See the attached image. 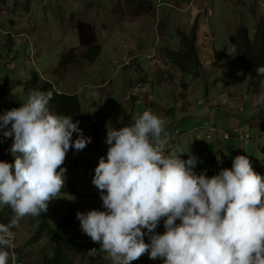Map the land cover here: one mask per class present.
<instances>
[{
	"label": "rangeland",
	"instance_id": "1",
	"mask_svg": "<svg viewBox=\"0 0 264 264\" xmlns=\"http://www.w3.org/2000/svg\"><path fill=\"white\" fill-rule=\"evenodd\" d=\"M139 1L0 0V115L27 101L34 90L27 88L35 74L60 91L79 94L83 101L84 119L79 128L92 142L80 151V158L67 154L62 165L67 170L65 184L76 187L81 195H58L46 212L54 227L60 221L75 220V234L84 233L78 212L104 210L100 190L93 184L95 168L101 157L106 159L109 147L106 139L101 141L102 126L107 137L108 127L130 125L145 110L165 118L168 138L177 143L171 152L183 153L184 160L197 158L195 173L206 171L211 178L231 168L236 156L244 155L254 171L264 176V133L260 134L264 132V86L260 92L249 89L250 77L231 40L242 37L243 27L254 38L258 24L264 21V0H154L153 10ZM191 7L199 9L197 17ZM182 33L199 36L196 48L204 69L201 78L178 69L170 57L187 50ZM91 45L103 47L95 61L80 56L67 70L53 74L72 49L80 55ZM216 53L220 60L215 59ZM211 103L220 107L207 110ZM95 118L101 122L95 124ZM215 124L232 138L223 139L221 131L212 139L195 137L196 130ZM237 128L252 140L247 144L244 138L239 140ZM78 136L73 134V142ZM12 143L13 139L0 138V162H15ZM37 225L26 216L13 229L15 264H46L51 258V239L43 236L30 243ZM142 231L145 243L150 244L151 234ZM164 232L162 219L155 234ZM70 264L112 261L104 252L95 262L70 256ZM132 264L164 261L150 259L149 251Z\"/></svg>",
	"mask_w": 264,
	"mask_h": 264
},
{
	"label": "clouds",
	"instance_id": "2",
	"mask_svg": "<svg viewBox=\"0 0 264 264\" xmlns=\"http://www.w3.org/2000/svg\"><path fill=\"white\" fill-rule=\"evenodd\" d=\"M257 73L264 76V67ZM53 99L54 90H32L21 107L0 115V130L8 129L0 138L13 139L15 157L14 164L0 162V206L14 213L8 224L0 223V264H15L11 250L19 221L46 213L62 192L67 154L80 158L92 142L79 121L51 111ZM74 133L79 136L73 142ZM168 137L165 118L151 110L130 125L108 127L107 137L102 126L101 141L109 147L93 184L104 210L78 212L84 233L75 236L91 239L112 264H132L149 251L150 259L164 264H264V176L244 155L211 178L206 171L197 174L196 157L184 160L183 153L166 152L170 141L176 146ZM162 219L165 232L155 234ZM66 222L72 232L75 220ZM142 229L151 234L150 244ZM96 253L92 249L88 255Z\"/></svg>",
	"mask_w": 264,
	"mask_h": 264
},
{
	"label": "trees",
	"instance_id": "3",
	"mask_svg": "<svg viewBox=\"0 0 264 264\" xmlns=\"http://www.w3.org/2000/svg\"><path fill=\"white\" fill-rule=\"evenodd\" d=\"M128 1L135 3V0ZM139 2L144 6L148 5L149 10H153L154 8V0H140ZM195 35L196 36L192 35L189 37L182 33L180 36L183 38L181 39L183 44L187 47V50H183L184 54H182L183 52L179 54L178 50L172 53L173 55L170 57L178 69L192 74L195 78H201L204 73V69L196 48V42L198 40L197 33ZM241 35V38L236 35L233 36L231 40L232 43L237 46L239 58L243 64H245L246 72L250 77L249 89L260 92L264 86V76L258 75L257 69L259 67H264V21H261L258 24L254 38L250 36L249 29L246 27H243ZM102 50L103 47L101 45H91L88 47L87 51L79 55L76 53V49L74 48L71 50L69 55L64 58L59 68L53 71V74L58 75L64 69L67 70L68 66L74 63L80 56H83L84 59L93 62L99 57ZM218 54L216 53L215 58L220 60L221 57H219ZM192 64L194 67H191ZM27 89L44 92L54 90V99L50 101L49 104L52 112L55 114L70 116L72 117V120L82 121L84 119L83 101L79 94H70L68 92L60 91L52 82L42 79L37 74H35L33 79L30 81ZM233 112L232 114H235ZM241 112H245V104ZM214 126L221 130V126L218 124H215ZM223 131L225 133H229L232 138L230 132H227L224 129ZM237 131L238 136L241 132H243L240 128H237ZM231 138L227 140H230ZM250 140H252V138H250ZM63 193L78 195L76 187L72 185H65L60 194ZM13 216L14 213L11 208L3 206L0 210V223L8 224ZM71 217V214H69L68 219ZM32 218L38 223V225L30 242H38L43 236H45L51 239L54 244L53 255L46 261V264H70V256H72V258L81 256L88 259L90 262H94L96 257L99 254H102L100 248H98L96 243H94L91 239L85 236H75V233L70 232V225L67 222L60 221L57 226L54 227V224L51 220H49L50 216L43 212L39 216ZM92 249L97 250L95 256L88 255V252Z\"/></svg>",
	"mask_w": 264,
	"mask_h": 264
},
{
	"label": "built area",
	"instance_id": "4",
	"mask_svg": "<svg viewBox=\"0 0 264 264\" xmlns=\"http://www.w3.org/2000/svg\"><path fill=\"white\" fill-rule=\"evenodd\" d=\"M241 110H242V108H241ZM95 120H97V119H95ZM204 129H202L201 131H197L195 133V137H197L198 139H202V138L211 139L213 137V135H215L219 131H221L215 126H210L207 129L206 128H204ZM7 130L8 129L0 130V134L3 135V131H7ZM175 134H176V136H178L180 134V131L176 130ZM222 136H223V139H225V140L231 138L229 133H225L223 131H222ZM243 138H244V142H246V144H247V141L250 139V136L245 135V132H241L240 135L238 136V139L243 141ZM174 147H175V143H173V141H170L168 143V145L166 146V152H170V150L173 149Z\"/></svg>",
	"mask_w": 264,
	"mask_h": 264
},
{
	"label": "crops",
	"instance_id": "5",
	"mask_svg": "<svg viewBox=\"0 0 264 264\" xmlns=\"http://www.w3.org/2000/svg\"><path fill=\"white\" fill-rule=\"evenodd\" d=\"M186 2V0H183V3H185ZM190 9H192V7L190 8ZM199 11V9H197V8H193L192 9V12H193V15L195 16V17H197V12ZM205 35V34H204ZM203 35V36H204ZM198 38H199V36H198ZM206 48H208V47H206ZM200 56V55H199ZM63 91V90H62ZM64 92H66V91H64ZM214 107H217V108H219L220 107V105L219 106H217V105H215V103H211V104H208L207 105V107H206V109L207 110H210V109H212V108H214ZM232 110V112L234 111L233 109H231ZM234 113V112H233ZM120 119L122 120V119H124V116H121L120 117ZM209 119H211V118H209ZM220 126V125H219ZM222 131H223V129H221ZM264 132H260V134H263ZM258 133H256L255 135H257ZM219 135V134H218ZM221 139V138H220ZM176 146H177V143H176Z\"/></svg>",
	"mask_w": 264,
	"mask_h": 264
},
{
	"label": "bare ground",
	"instance_id": "6",
	"mask_svg": "<svg viewBox=\"0 0 264 264\" xmlns=\"http://www.w3.org/2000/svg\"><path fill=\"white\" fill-rule=\"evenodd\" d=\"M198 50V49H197ZM198 55H199V52H198ZM201 60V59H200Z\"/></svg>",
	"mask_w": 264,
	"mask_h": 264
}]
</instances>
